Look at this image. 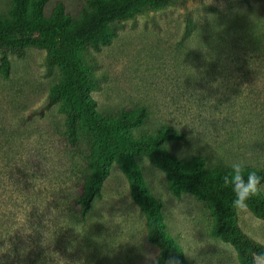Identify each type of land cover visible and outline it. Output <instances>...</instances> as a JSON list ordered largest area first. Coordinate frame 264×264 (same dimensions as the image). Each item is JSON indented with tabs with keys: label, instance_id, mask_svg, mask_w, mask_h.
<instances>
[{
	"label": "rangeland",
	"instance_id": "1",
	"mask_svg": "<svg viewBox=\"0 0 264 264\" xmlns=\"http://www.w3.org/2000/svg\"><path fill=\"white\" fill-rule=\"evenodd\" d=\"M11 1L0 0V14ZM62 1L78 17L85 0ZM188 18L198 28L185 36ZM213 20L239 27L220 38L208 27ZM112 26V44L84 56L101 111L146 106L149 118L135 134L171 124L185 134L167 145L181 158L205 155L209 167L264 164L259 1L176 0ZM4 55L11 72L5 78L0 69V264H152L157 250L146 241L143 213L117 165L85 225L73 212L64 214L63 197L73 194L83 167L65 145L64 115L49 97L57 67L42 48L29 47L23 56L0 50V59ZM140 163L148 188L164 203L166 230L186 258L192 264H239L234 248L211 236L205 203L188 193L173 196L165 174L147 160ZM239 220L264 243V220L247 207L240 208Z\"/></svg>",
	"mask_w": 264,
	"mask_h": 264
},
{
	"label": "trees",
	"instance_id": "2",
	"mask_svg": "<svg viewBox=\"0 0 264 264\" xmlns=\"http://www.w3.org/2000/svg\"><path fill=\"white\" fill-rule=\"evenodd\" d=\"M175 1L85 0L76 17L62 0L51 8V0H12L7 12L0 14V50L23 56L29 47L42 48L47 51L49 63L57 67L58 76L49 97L64 115L65 145L83 167L81 178L73 183V194L63 197L64 200L67 197L63 202L66 216L73 212V218L85 225L96 198L102 197L105 182L117 165L128 182L132 200L143 213L146 241L157 250L154 261L165 264L170 255H175L181 264H192L166 230L164 203L151 192L144 178L140 161L147 160L165 174L173 196L181 198L188 193L205 203L211 218V236L231 245L239 264H252L253 257L264 252V243L243 229L240 208L232 204L234 193L223 185L222 177L231 164L209 167L205 155L181 158L167 145L181 142L185 138L183 132L164 124L153 133L136 135L149 118L146 106L101 111L92 95L95 86L84 65V56L90 49L100 50L112 44L113 24L129 20L144 9H162ZM257 1L264 10V0ZM204 8L216 15L224 13L212 5ZM212 24L208 27L216 30L220 38L236 33L239 27L234 21L222 24L213 20ZM197 28V22L188 18L185 36ZM262 36L264 40V30ZM257 60L264 63L263 57ZM0 69L9 78L11 61L6 55L0 59ZM245 165V178L248 171H255L264 186V164ZM246 207L264 220V187L246 202ZM91 239L85 238L90 247Z\"/></svg>",
	"mask_w": 264,
	"mask_h": 264
},
{
	"label": "clouds",
	"instance_id": "3",
	"mask_svg": "<svg viewBox=\"0 0 264 264\" xmlns=\"http://www.w3.org/2000/svg\"><path fill=\"white\" fill-rule=\"evenodd\" d=\"M230 170L222 177L225 188H230L234 193L232 204L234 207H246V202L261 193V177L255 171H248L245 178L246 165L243 161L233 162ZM152 260V257H149ZM152 264H158L157 261H152ZM165 264H181L178 256L170 255L165 261ZM252 264H264V252L258 253L253 257Z\"/></svg>",
	"mask_w": 264,
	"mask_h": 264
}]
</instances>
